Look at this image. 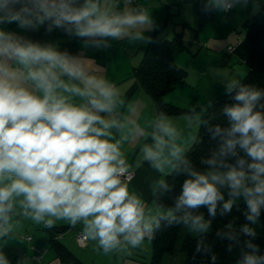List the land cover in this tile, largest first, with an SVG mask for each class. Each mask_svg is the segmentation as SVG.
I'll return each mask as SVG.
<instances>
[{
	"label": "clouds",
	"instance_id": "9594fccd",
	"mask_svg": "<svg viewBox=\"0 0 264 264\" xmlns=\"http://www.w3.org/2000/svg\"><path fill=\"white\" fill-rule=\"evenodd\" d=\"M32 2L33 8L24 6L22 13L34 12L40 22L47 18L54 19L57 25H75L81 36L120 37L124 28L148 22L144 14L110 18L100 13L92 0H86L82 8L74 7V0ZM14 18L22 26L32 23L21 13ZM10 60L27 69L25 79L43 91L42 98L19 83L17 72L8 64ZM37 65L40 68L34 70ZM54 69H59V74ZM62 75L81 80L85 88L69 86L60 79ZM56 88L88 97V106L68 103L67 98L54 94ZM114 95L102 80L86 75L82 66L69 63L53 48L23 46L0 31V221L7 223L15 195L24 197L21 204L25 215L36 223L51 226L52 218L73 225L83 221L87 237L99 238L105 251L115 248L121 235L137 246L152 232L154 224L159 227L158 220L145 219L141 200L130 195L128 185L121 180L126 167L119 142L102 139L110 135L106 129L115 122L106 121L98 113L111 112ZM260 95L242 87L235 97L241 103L224 109L232 125L228 136H240L227 139L222 152H233L239 144L253 161L248 165L253 172L252 187L244 184L243 171L231 169L226 174L230 196H239L243 191L251 212L249 220L260 215V205L264 204V114L254 111ZM161 131L169 136L175 134L174 129L164 125ZM162 143L158 141L157 147ZM180 152L175 148L171 155L178 158ZM160 157V152L145 149V158L157 169H161ZM191 176L183 182L176 208L207 206L209 214L214 215L217 203L223 199L215 182L224 181L215 174L211 175L212 183L208 175L192 172ZM5 180L10 183L5 184ZM232 206L230 199L223 208L227 211ZM183 219L186 224L191 220L194 228L205 227L202 216L186 214ZM245 264H258V258L247 256Z\"/></svg>",
	"mask_w": 264,
	"mask_h": 264
},
{
	"label": "crops",
	"instance_id": "0c3cea01",
	"mask_svg": "<svg viewBox=\"0 0 264 264\" xmlns=\"http://www.w3.org/2000/svg\"><path fill=\"white\" fill-rule=\"evenodd\" d=\"M92 2L97 4L100 13L108 17L112 9H117L120 17L144 14L148 17V22L124 28L120 37L81 36L77 33L75 25H57L54 19L47 18L40 22L34 12L22 13L24 6L33 8L32 0H0V31L23 46L32 44L53 48L63 54L69 63L82 66L86 75L102 80L115 93L111 112L98 113L106 121L115 122L112 127L106 129L110 135L102 139H108L110 143L119 142L126 170L134 173L133 179L126 183L129 194L136 195L141 200L145 219L151 221L157 216L156 209L159 211L152 196L159 182L172 172L179 158L171 155L173 149H181L180 156L198 135L200 118H196L193 125L187 115L182 114L196 109L195 105L201 106L194 104V97H200L199 94H204L213 84L217 83V89L221 88V92L216 94L218 96L228 92L229 88L234 89L245 77L249 66L237 52L227 53V49L234 48L243 39L246 34L244 24L247 21L254 20L264 24V0ZM228 3L231 5L226 8ZM85 4L86 0H74L73 6L82 8ZM17 13L27 16L32 23L22 26L20 21L14 18ZM154 31H159V34L166 38H169V33L173 36L177 32H183L185 41L190 42L187 50L174 55L175 63L186 72L185 82L163 97L165 102L185 110L184 112L157 115L153 99L135 80V68L140 64L144 48ZM8 64L17 72L22 86L43 97V91L25 79L26 68L11 60ZM39 68V65L34 66V70ZM54 71L59 74L60 70ZM193 75L197 77V83L193 80ZM60 79L69 86L85 88L81 80L69 79L66 75L60 76ZM227 80H231L229 84ZM200 89L204 90L199 92ZM54 94L67 98L68 103L78 107L88 106V97H81L62 88H56ZM97 98H100L98 93ZM210 99L206 97L205 101L208 103ZM191 102L192 104L187 105ZM162 125L174 129L175 134L169 136L162 132ZM160 140L163 143L158 148L157 143ZM146 148L160 152L159 162L162 170L157 169L154 162L145 158ZM4 183L10 181L5 180ZM23 200V196L12 197L13 207L8 213L7 223L3 222L5 232L0 236V261L10 264H63L56 253V246H60L69 252V264H102L99 254L104 249L99 243V238L87 237L84 246L76 241L77 233L86 234L83 221L73 225L67 220L52 218L54 222L51 226L36 223L29 215H25L26 210L21 204ZM26 236L31 239H26ZM150 236L151 233L146 234L144 240L151 241ZM118 240L119 244L111 249L114 255L122 253L124 247L133 250L134 254L142 249V242L132 246L123 235L119 236ZM37 250L41 257L39 261L33 262L32 257L38 254ZM132 254L128 255L130 259L134 257ZM121 257L125 264L126 257Z\"/></svg>",
	"mask_w": 264,
	"mask_h": 264
},
{
	"label": "trees",
	"instance_id": "16d2710c",
	"mask_svg": "<svg viewBox=\"0 0 264 264\" xmlns=\"http://www.w3.org/2000/svg\"><path fill=\"white\" fill-rule=\"evenodd\" d=\"M244 29L246 34L233 51L249 66L247 74L234 89L209 100L200 117L196 140L181 153L172 172L159 182L152 196L160 209L155 218L159 227L153 225L150 236L152 251L147 264H168L163 262V257L174 252L179 239L184 254L182 264H245L247 256H254L258 258V264H264V260L259 259L264 257V204L260 205V215L253 220L247 218L251 212L246 198L233 203L232 208L226 211L223 208L226 197L216 184L223 199L217 203L214 215L209 214L207 206L176 208L183 182L193 178L192 172L206 175L223 171L227 174L229 170L236 169L243 171L245 177L253 174L248 167L253 161L239 144L233 150L235 154L226 150L222 152L227 139H239L240 136L239 133L235 137L228 136L232 125L224 109L241 103L235 97L242 87L261 93L254 111L264 114V24L250 20L244 24ZM189 44L183 32L166 38L159 31H154L144 48L140 64L135 68V80L153 99L159 116L185 111L165 102L163 97L185 82L186 72L175 63L174 55L187 50ZM241 160L243 164L239 163ZM186 214L202 216V220L208 222V229L197 235H181ZM56 253L63 264H69L67 250L56 246Z\"/></svg>",
	"mask_w": 264,
	"mask_h": 264
},
{
	"label": "rangeland",
	"instance_id": "374dc122",
	"mask_svg": "<svg viewBox=\"0 0 264 264\" xmlns=\"http://www.w3.org/2000/svg\"><path fill=\"white\" fill-rule=\"evenodd\" d=\"M168 37L171 38L172 34L169 33ZM218 79H216V80H218ZM193 80H195V82L197 83L196 80H198V79L195 75H193ZM230 81L231 80H227V83L229 84ZM202 90H204V89H200L199 92H201ZM219 90H221V88L217 89V83H215L204 94H199L200 97H194L196 99V102H194V104H200L202 107L199 105H195V106H197L196 109H193L190 112L182 114V115H187L188 119L190 120V124L193 122V125H195V123H196L195 119L200 118L202 112L205 111V109L207 108L208 103L205 101V98L206 97L212 98V97H214L213 95L216 96V94L221 92ZM190 104H192V102L187 104V105H190ZM213 174L218 175L224 181L223 184H221L219 182H215V183L218 184L220 186V188L222 189V191L226 197L225 202L231 199L233 201V203H235V202H238V201L242 200L243 198H245L242 190H241V194L239 196H230L231 190L228 186V182H227V179L225 177L226 172L216 171V172H213L210 174H206L209 176V182H213V181H211V175H213ZM251 176L252 175H247L245 177V180H244V184L248 187H252L253 183H254L253 181H251ZM154 208L156 209V207H154ZM159 212H160V209H159V211H157V209H156V215ZM202 222L205 225V227L203 229L194 228L190 221L187 224L184 223L183 227L181 229V235H184L186 233H189L191 235H197L200 232L207 230L208 229V222L205 220H202ZM145 242H146V244H145ZM147 243H149V244H147ZM151 251H152L151 241L143 239L142 240V249L140 252H137L136 254L133 253V250H130V249L124 247L122 250V253L119 252V254H117V255H114L112 250H109V251L102 250L99 254V258H100V262L102 264H110V263H112V264H123L124 261L121 257L123 255L126 257V258H124L125 264H147L150 260V257H151ZM131 254H132V256H134L133 258L131 257L132 259H130L128 257V255H131ZM183 259H184V254L182 253V251L180 249V239H179L174 252L172 254H166L163 257V262L168 263V264H182Z\"/></svg>",
	"mask_w": 264,
	"mask_h": 264
},
{
	"label": "built area",
	"instance_id": "2783aa9c",
	"mask_svg": "<svg viewBox=\"0 0 264 264\" xmlns=\"http://www.w3.org/2000/svg\"><path fill=\"white\" fill-rule=\"evenodd\" d=\"M128 2H132L134 0H127ZM230 3H228L226 5V8H229L230 7ZM115 16H118V10L117 9H112L110 12H109V17H115ZM228 52H232L233 51V47H228L227 49ZM133 176H134V173L133 171H130V170H126V172L124 173V175L121 177V180L123 183H128L130 182L132 179H133ZM5 232L4 228H3V221H0V236ZM26 239L30 240L31 237L30 236H26L25 237ZM76 241L79 245L81 246H84L85 243L87 242V235L84 234V233H77L76 235ZM37 253L36 255H34L32 257V261L33 262H37L39 261L40 259V253L39 251L37 250ZM0 264H10L9 262L7 261H0Z\"/></svg>",
	"mask_w": 264,
	"mask_h": 264
}]
</instances>
